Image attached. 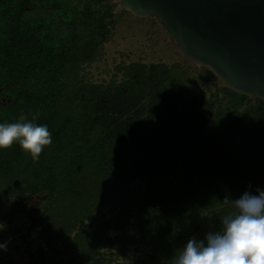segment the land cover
Here are the masks:
<instances>
[{"label":"trees","instance_id":"obj_1","mask_svg":"<svg viewBox=\"0 0 264 264\" xmlns=\"http://www.w3.org/2000/svg\"><path fill=\"white\" fill-rule=\"evenodd\" d=\"M116 6L0 0V122L38 114L52 136L36 160L16 141L0 149V201L16 196L23 209L46 194L50 224L37 227L31 264H103L105 248L120 257L140 246L132 264H172L190 237L219 228L226 196L264 189L263 99L204 66L210 96L194 94L199 80L178 64L131 62L101 83L82 75L103 56ZM104 178L116 189L98 200Z\"/></svg>","mask_w":264,"mask_h":264},{"label":"water","instance_id":"obj_2","mask_svg":"<svg viewBox=\"0 0 264 264\" xmlns=\"http://www.w3.org/2000/svg\"><path fill=\"white\" fill-rule=\"evenodd\" d=\"M115 1L140 23L160 24L188 60L229 89L264 100V0Z\"/></svg>","mask_w":264,"mask_h":264},{"label":"rangeland","instance_id":"obj_3","mask_svg":"<svg viewBox=\"0 0 264 264\" xmlns=\"http://www.w3.org/2000/svg\"><path fill=\"white\" fill-rule=\"evenodd\" d=\"M103 49V56L99 60L83 67L82 75L92 82H108L115 75L118 80L121 79L120 69L131 62L165 63L170 66L178 64L182 69L190 68L189 80H199L193 87L194 94H211L212 90L202 81L204 78L198 75L203 73L202 66L188 60L160 24L140 23L129 11L121 9L118 3L115 7V24L103 44ZM218 84L223 83L218 81ZM110 183L106 178L100 180L94 191L95 197L99 196L98 200H102L105 190L116 189ZM17 200L18 197L12 196L0 201V223L4 225L0 229V243L6 244V250L0 249V264H31V254L38 252L42 241L37 227L46 228L50 224L44 213L37 216L42 204L40 193L25 202L23 209L18 208ZM102 212L106 218L116 215L111 206L104 207ZM93 229L88 226L85 230L90 235ZM147 251L146 247L140 246L138 250L132 249L119 257L116 250L105 248L102 250L105 260L103 264H132L136 258L145 257Z\"/></svg>","mask_w":264,"mask_h":264},{"label":"clouds","instance_id":"obj_4","mask_svg":"<svg viewBox=\"0 0 264 264\" xmlns=\"http://www.w3.org/2000/svg\"><path fill=\"white\" fill-rule=\"evenodd\" d=\"M37 116L0 122V149L16 141L33 160L38 159L52 136L46 124L34 122ZM224 203L230 211L220 218L219 228L208 231L203 239L190 237L176 250L172 264H264V189L246 190L238 198L226 196ZM0 249L6 250V244L0 243Z\"/></svg>","mask_w":264,"mask_h":264}]
</instances>
